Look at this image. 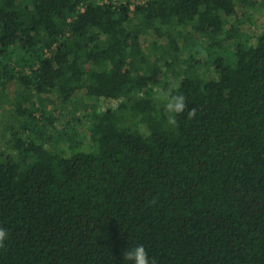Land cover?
Here are the masks:
<instances>
[{
    "label": "trees",
    "instance_id": "16d2710c",
    "mask_svg": "<svg viewBox=\"0 0 264 264\" xmlns=\"http://www.w3.org/2000/svg\"><path fill=\"white\" fill-rule=\"evenodd\" d=\"M258 2L0 0V264H264V27L228 19Z\"/></svg>",
    "mask_w": 264,
    "mask_h": 264
},
{
    "label": "rangeland",
    "instance_id": "374dc122",
    "mask_svg": "<svg viewBox=\"0 0 264 264\" xmlns=\"http://www.w3.org/2000/svg\"><path fill=\"white\" fill-rule=\"evenodd\" d=\"M260 1V0H259ZM229 21L234 23L236 27L240 31L246 32L250 37L251 40L255 38V36L260 32V30L264 27V5H260L259 2L252 8H244L239 7L237 11L236 16H231L228 18ZM172 80V79H171ZM173 81V80H172ZM18 89V84H16L15 81H11L7 85L6 94L8 98H12L14 95V92ZM51 100H53V103L50 101H47V107L46 110L53 111L54 114L59 117V120H57L53 125H60L62 121H65L67 119V116L64 117L63 115H60L59 112L56 110L58 106V98L55 93H51L50 95H47ZM78 98V97H76ZM56 101V103L54 102ZM108 104L111 106L116 105L115 100H108ZM80 103L76 104V107L79 106ZM12 104L9 101H4L0 103V150H6V152L10 151L8 148V145L6 143V140L8 138L7 134L2 131V126L6 125L9 121V109H11ZM79 108V107H78ZM87 123V122H86ZM78 124L77 129L79 132H86V125L87 124Z\"/></svg>",
    "mask_w": 264,
    "mask_h": 264
},
{
    "label": "clouds",
    "instance_id": "9594fccd",
    "mask_svg": "<svg viewBox=\"0 0 264 264\" xmlns=\"http://www.w3.org/2000/svg\"><path fill=\"white\" fill-rule=\"evenodd\" d=\"M161 99L164 101V109L167 117V124L173 128L179 127L178 117L183 115L187 110V118L189 120L195 118L197 109L189 108L187 99L183 94H171L168 91H162ZM154 205L155 200L149 201ZM8 239V232L3 227H0V249L6 247L5 241ZM124 260L130 262V264H157L155 258H150L145 247L143 245H137L132 249L123 252Z\"/></svg>",
    "mask_w": 264,
    "mask_h": 264
},
{
    "label": "built area",
    "instance_id": "2783aa9c",
    "mask_svg": "<svg viewBox=\"0 0 264 264\" xmlns=\"http://www.w3.org/2000/svg\"><path fill=\"white\" fill-rule=\"evenodd\" d=\"M103 0H99L100 3H102ZM108 1V0H105V2ZM113 2H117L119 0H112ZM146 0H130V3H131V7H133V5L135 3H138V2H145Z\"/></svg>",
    "mask_w": 264,
    "mask_h": 264
}]
</instances>
